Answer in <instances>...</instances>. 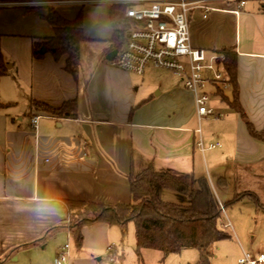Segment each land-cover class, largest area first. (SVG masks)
<instances>
[{
    "label": "crops",
    "instance_id": "1",
    "mask_svg": "<svg viewBox=\"0 0 264 264\" xmlns=\"http://www.w3.org/2000/svg\"><path fill=\"white\" fill-rule=\"evenodd\" d=\"M262 1L208 0V14L194 9L188 19L193 48L208 54L235 52L238 103L258 133L264 131ZM115 3H49L48 8L67 21L82 15L87 42L80 47L77 79L64 71V57L57 62L47 53L33 57L34 43L53 36L40 19L45 12L39 5L0 7V66L5 71L0 75V104L5 105L0 110V263L53 264L68 245L70 264H171L169 256L158 251L136 254L132 224L83 227L78 248L70 230L71 202L127 205L128 177L148 168L190 183L206 178L222 207L237 196H254L258 206L244 199L231 207L239 213L255 212L260 224L248 228L228 222V240L237 260L243 253L264 256V144L250 137L245 123L217 93L218 105L208 104L215 120L209 128H201V121L198 135L193 98L180 80L161 83L152 74L145 80L146 71L163 73L151 68L142 77L112 68L106 61L116 52L110 46L108 14ZM32 7L37 10L26 12ZM80 96L86 115L78 109ZM71 101L77 103L75 119L34 108L38 103L59 109ZM162 201L188 203L172 192H164ZM111 244L118 250L114 263L105 253Z\"/></svg>",
    "mask_w": 264,
    "mask_h": 264
},
{
    "label": "trees",
    "instance_id": "2",
    "mask_svg": "<svg viewBox=\"0 0 264 264\" xmlns=\"http://www.w3.org/2000/svg\"><path fill=\"white\" fill-rule=\"evenodd\" d=\"M53 0H0L1 6L47 3ZM117 3L109 8V23L113 30L110 46L118 51L122 45V32L126 24L124 18L127 7ZM26 12L36 8H26ZM39 10V9H38ZM43 10V9H40ZM46 22L53 36L34 43L32 55L40 58L39 51L45 50L55 62L65 58L64 71L73 79H77L80 66V47L87 40L82 33V15L73 21L60 17L52 9L40 15ZM223 57V67L228 75L229 95L217 91L220 101L226 104L245 123L248 134L264 144V131L258 133L248 122L245 113L238 103V85L236 54L232 49L213 52ZM0 66V75H4ZM5 105L0 104V110ZM34 108L52 117L75 119L77 103H64L59 109H51L34 103ZM221 183V182H220ZM130 202L127 205L113 206L100 203L71 202L72 237L75 246H81V229L94 224L108 227L124 228L132 224L136 254L142 250L158 251L164 257L178 255L183 251H196L199 259L195 264H210L211 253L208 250L215 244L228 240L230 236L220 229L222 212L216 202L212 189L206 178H199L190 183L187 179L171 175L159 174L151 168L136 177H128ZM164 192H172L187 199V205H176L162 201ZM248 199L258 206L254 196L244 194L235 197L226 206H233ZM27 246H23L25 248ZM2 264V262L0 263Z\"/></svg>",
    "mask_w": 264,
    "mask_h": 264
},
{
    "label": "built area",
    "instance_id": "3",
    "mask_svg": "<svg viewBox=\"0 0 264 264\" xmlns=\"http://www.w3.org/2000/svg\"><path fill=\"white\" fill-rule=\"evenodd\" d=\"M208 0H123L127 7L126 24L122 32V45L109 65L126 74L142 77L149 68L167 71L177 77L186 92L191 94L197 131L204 118L213 117L209 108L210 94L218 90L225 93L228 75L223 67V57L193 48L188 32L189 14L199 9L204 15L211 9L204 6ZM38 118L31 120L35 129ZM198 148L202 151L201 143ZM221 212L223 207L219 205ZM105 253L114 263L118 250L109 245ZM68 245L54 259L53 264H70ZM238 264H264V256L251 257L243 253Z\"/></svg>",
    "mask_w": 264,
    "mask_h": 264
},
{
    "label": "rangeland",
    "instance_id": "4",
    "mask_svg": "<svg viewBox=\"0 0 264 264\" xmlns=\"http://www.w3.org/2000/svg\"><path fill=\"white\" fill-rule=\"evenodd\" d=\"M49 3L50 2L37 3L35 5H39L38 7H40V9H43L45 14H46L47 10H48ZM262 4L264 5V0L262 1ZM160 72H163V73L154 72V71H146L144 78L146 80L152 74V76H154L161 83L162 82L169 83L172 80H174L178 83L180 82L178 78L169 77L168 74H165V73H169V72L162 71V70H160ZM208 91L211 94L213 93L212 89L208 90ZM211 94H210V99H211L210 101H212V103L215 106H217L219 101L215 96H213ZM225 94H227V92H225ZM212 120H215L214 116L204 118L202 120V123H201V128H205V127L209 128V125L207 126V124H209ZM196 124L197 123L195 121V125ZM224 211H225V215L223 214L221 216V220L219 223L220 229L222 231H224L225 233H227L231 237H232V227H234L235 224H239V222L241 225L247 226L248 228H253L254 226H258L260 224V221H259L260 215L257 217L255 212L250 213V212H248L247 209H240L241 213H239L238 209H235V207L233 208V207L226 206ZM235 220H238V222L235 223ZM228 222H229L230 226H232L230 229H229V227H226V226H228V224H227ZM251 236H252V234H251ZM50 237H52V236H48L47 239H49ZM221 244H223V245H221V248L219 247L218 244H215L214 246H212L208 250V252L211 253V256H212L211 260H210V264H238V260L241 258V256L238 260L235 259L236 255H235L233 247L231 245L232 243L229 240H225V241H222ZM197 256H198V258H197ZM168 258L169 259H167V260H171L170 261L171 264H195L199 259V255L196 251H184L180 255L179 254L178 255H170Z\"/></svg>",
    "mask_w": 264,
    "mask_h": 264
},
{
    "label": "water",
    "instance_id": "5",
    "mask_svg": "<svg viewBox=\"0 0 264 264\" xmlns=\"http://www.w3.org/2000/svg\"><path fill=\"white\" fill-rule=\"evenodd\" d=\"M44 54H45V50H44V49H41V50L39 51V55H44ZM115 56H116V52H112V53H110V54L107 56L106 61H107V62H111V61L114 59ZM78 109H79V111H80L82 114L86 115V108H85L84 99H83L82 96H80V97H79V100H78Z\"/></svg>",
    "mask_w": 264,
    "mask_h": 264
}]
</instances>
